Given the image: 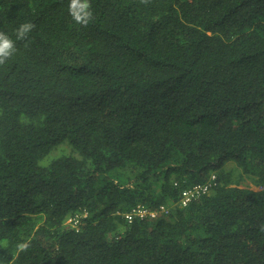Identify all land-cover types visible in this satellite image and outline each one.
I'll return each instance as SVG.
<instances>
[{"label":"trees","instance_id":"16d2710c","mask_svg":"<svg viewBox=\"0 0 264 264\" xmlns=\"http://www.w3.org/2000/svg\"><path fill=\"white\" fill-rule=\"evenodd\" d=\"M0 32V264H264V0H0Z\"/></svg>","mask_w":264,"mask_h":264},{"label":"built area","instance_id":"2783aa9c","mask_svg":"<svg viewBox=\"0 0 264 264\" xmlns=\"http://www.w3.org/2000/svg\"><path fill=\"white\" fill-rule=\"evenodd\" d=\"M216 180H217V176L215 174H212L205 183L197 184L192 188L186 189L182 193L179 203L182 206H187L193 200L200 198L202 195L212 190V188L216 185ZM169 211H170L169 207L166 206H161L158 211H153V212L149 211L148 209L142 206H139L133 211L126 213L124 216L126 220L132 222L135 216H139L141 218L144 217L157 218L159 215L169 214L170 213ZM70 222L73 225L77 226L79 223V219L78 218L71 219Z\"/></svg>","mask_w":264,"mask_h":264},{"label":"clouds","instance_id":"9594fccd","mask_svg":"<svg viewBox=\"0 0 264 264\" xmlns=\"http://www.w3.org/2000/svg\"><path fill=\"white\" fill-rule=\"evenodd\" d=\"M142 2H145V0H142ZM84 7L88 8V7H90V5L85 3ZM88 17L91 18V13L90 12L88 13ZM74 19L76 20L77 23H83L80 17H74ZM85 26H86V24H85ZM34 28H35V25L33 23H30V22H26V23H23V24L19 25V27L16 29V33H15L16 39L20 40V41L26 40L27 37H28V34ZM15 52H16L15 42L8 35H6L4 32H0V65H4L6 63V61H8L14 55ZM213 174H215V173H213ZM182 193H181V196H182ZM181 196H180V198H181ZM180 198H179V200L177 202L178 205H181L179 203ZM164 206L169 207V210H170L169 212H171L172 205H164ZM182 207H186V206H182ZM169 214H163V215L169 216ZM71 219H75V218H70L67 223L71 227L78 229L79 228V224L77 226L73 225L70 222Z\"/></svg>","mask_w":264,"mask_h":264},{"label":"rangeland","instance_id":"374dc122","mask_svg":"<svg viewBox=\"0 0 264 264\" xmlns=\"http://www.w3.org/2000/svg\"><path fill=\"white\" fill-rule=\"evenodd\" d=\"M62 150L69 152L68 145L65 144V145L61 146V149L58 151V154H61ZM235 170L237 171V167L234 163H229L224 167L225 172H229V173L231 172V174L233 175L234 182L239 180V174H240L238 171L234 172ZM240 184H241V187H250V188L255 189V190L261 189V187L255 186L251 180L244 178V177H243V179H240Z\"/></svg>","mask_w":264,"mask_h":264}]
</instances>
